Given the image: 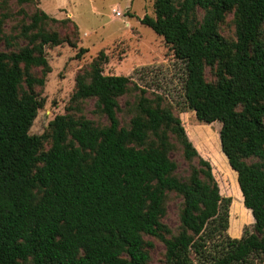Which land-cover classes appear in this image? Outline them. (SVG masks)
Segmentation results:
<instances>
[{
  "label": "trees",
  "instance_id": "16d2710c",
  "mask_svg": "<svg viewBox=\"0 0 264 264\" xmlns=\"http://www.w3.org/2000/svg\"><path fill=\"white\" fill-rule=\"evenodd\" d=\"M9 1L0 0V7ZM153 6L155 17L140 21L184 63L185 109L200 123H221V149L237 173L254 233L229 237L230 201L161 98L152 100L134 85L135 113L121 125L119 99L134 83L104 74V52L77 77L71 101H95L107 125L65 114L51 122L48 137L30 135L43 107L33 88L44 86L50 72L45 48L61 43L57 32L41 29L58 21L38 10L22 29L27 45L0 50V264H148L145 237L164 244L167 264L264 259V0H154ZM231 12L233 41L220 33ZM6 18L0 16V42ZM34 68L43 70L41 78ZM207 68L214 83L206 80ZM172 136L189 166L187 177L172 158ZM171 194L181 200V231L167 238L162 220Z\"/></svg>",
  "mask_w": 264,
  "mask_h": 264
},
{
  "label": "rangeland",
  "instance_id": "374dc122",
  "mask_svg": "<svg viewBox=\"0 0 264 264\" xmlns=\"http://www.w3.org/2000/svg\"><path fill=\"white\" fill-rule=\"evenodd\" d=\"M153 5L154 0H37L36 4L21 5L11 0L5 8L0 7V16L5 14L7 17L0 42V50L6 53L18 51L27 45L28 40L23 38L22 29L31 23V16L38 10L58 21H46L41 26L47 32H57L61 43L45 48L50 72L45 77L44 86L33 88V93L43 103V107L31 127L30 135L48 137L51 122L65 114L84 117L99 126L107 125L95 101H71L76 91L77 77L87 73L94 60L104 52L108 58L104 74L129 77L134 83L129 86L127 94L119 99L121 125L127 127L135 113L139 92L134 85L146 89L147 96L152 100L161 98L162 105L180 118L200 157L210 163L221 197L230 201L227 234L232 239H241L245 233H254V219L243 207L237 173L222 152L221 123H200L194 112L185 109L184 63L175 59L162 37L140 21L145 16L155 17ZM201 18L202 14L198 16V21ZM68 19L75 24V28L70 23L62 22ZM235 20V14L231 12L220 25L221 35L230 41L236 38ZM80 49L87 52L78 57ZM32 73L38 78L43 76L41 68L32 69ZM206 80L209 83L216 81L210 68L206 69ZM23 89L27 90L25 85ZM172 142L176 145L172 158L180 166L179 175L187 177L189 166L183 160L173 136ZM43 148H50L49 139H46ZM181 208L180 198L169 195L167 213L162 220L170 231L167 238L181 231ZM144 241L149 256L148 264H167L164 244L153 237H145ZM253 264H264V259L255 258Z\"/></svg>",
  "mask_w": 264,
  "mask_h": 264
}]
</instances>
